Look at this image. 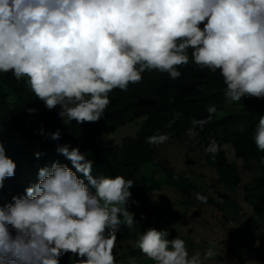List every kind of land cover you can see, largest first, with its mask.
Returning <instances> with one entry per match:
<instances>
[{
	"label": "clouds",
	"instance_id": "obj_1",
	"mask_svg": "<svg viewBox=\"0 0 264 264\" xmlns=\"http://www.w3.org/2000/svg\"><path fill=\"white\" fill-rule=\"evenodd\" d=\"M190 64L219 72L230 104L264 100V0H0V74L23 82L48 110L59 106L65 125L100 121L110 94L127 92L146 71L176 81ZM205 110L206 118L192 119L189 136L217 113L215 105ZM48 136L59 141L61 130ZM251 138L264 153V114ZM169 139L159 131L146 138L152 146ZM204 150L215 159L221 146L210 139ZM56 151L71 168L59 161L41 167L24 195L0 203V264H60L66 255L69 264H125L114 250L121 225L135 230L128 210L130 200L139 204L131 199L134 181L94 177V162L78 146L57 144ZM16 168L0 143V190ZM195 199L208 198L197 192ZM169 236L167 228L149 227L135 247L153 264H224L214 242L190 254L184 239Z\"/></svg>",
	"mask_w": 264,
	"mask_h": 264
},
{
	"label": "trees",
	"instance_id": "obj_2",
	"mask_svg": "<svg viewBox=\"0 0 264 264\" xmlns=\"http://www.w3.org/2000/svg\"><path fill=\"white\" fill-rule=\"evenodd\" d=\"M179 70L182 76L176 81L170 80L166 73L146 71L143 80L129 85L127 92L116 89L110 94L111 102L103 119L82 125H77L75 121L65 125L58 116L59 106L48 110L42 101L25 89L23 82L17 83L10 73L0 74V143H3L6 155L17 164L15 176L7 179L0 190V203L10 202L13 195H24L25 189L38 181V169L41 167L59 161L71 168V162L56 151L57 144H68L78 146L87 157L94 158V177H115L118 174L134 181V187L130 189L131 199L139 204H132L130 200L128 210L133 211L137 223L131 232L121 225L117 242L137 239L138 234L149 227L169 229L170 219L147 200L148 194L158 184L154 180L148 181L143 174V166L147 162L157 161V150L147 143L146 138L159 131L184 143L190 138L187 132L192 127V119L206 118V107L215 105L217 113L212 122L203 130L198 127L194 130L198 144L204 150L210 139H215L221 146L215 159L210 153L206 154V159L227 187L239 185L242 175L239 165L229 159L223 145L232 147L234 159H240L246 167H256L254 171L260 172L253 182L246 184L245 199L253 206L254 215L260 219L264 232V165L260 164L264 153L256 149L251 138L259 115L264 114V100L244 98L236 103L240 108L238 111L227 110L225 85L219 72L213 74L207 69L197 71L192 64ZM29 108L35 109V113H29ZM174 113H181V116L169 128L166 125L173 119ZM142 116L146 119L140 129L134 135L123 138L118 145L104 146L93 137L103 131H114L128 120ZM57 129L61 130V139L53 141L48 133ZM36 152L43 155L36 158ZM163 170L164 182L177 186L189 196L195 186L189 177L166 166ZM77 175L83 178L82 174ZM260 236L264 238V234ZM120 246L117 244L115 254ZM60 264H69V257H62Z\"/></svg>",
	"mask_w": 264,
	"mask_h": 264
},
{
	"label": "rangeland",
	"instance_id": "obj_3",
	"mask_svg": "<svg viewBox=\"0 0 264 264\" xmlns=\"http://www.w3.org/2000/svg\"><path fill=\"white\" fill-rule=\"evenodd\" d=\"M226 108L232 111L240 109L238 104L228 102ZM145 119V116L130 119L114 131H103L93 137L104 146L118 145L126 136L134 135ZM154 147L157 161L147 162L143 166V174L148 181L154 180L158 184L148 194L147 200L170 219L168 238L178 235L184 239L190 254L197 250L203 252L212 241L219 253L218 260L224 264H245L246 260L264 264V238L260 236L264 232L260 219L254 215L253 206L245 199L246 184L260 174L254 171L256 167H246L240 159H234L229 144L223 145L229 159L239 165L242 175L241 183L231 188L219 180L215 167L207 162V153L199 146L195 132L184 143L170 136L166 143ZM87 158L94 162V171V158ZM164 166L189 177L195 185L189 196L177 186L164 182ZM197 192L207 196L206 204L195 199ZM117 244L121 245L115 254L118 261L123 260L127 264L130 259H135L136 264H153L135 247L136 239Z\"/></svg>",
	"mask_w": 264,
	"mask_h": 264
}]
</instances>
